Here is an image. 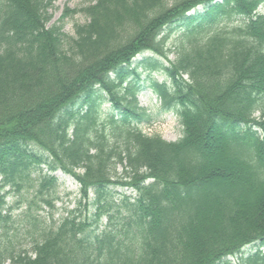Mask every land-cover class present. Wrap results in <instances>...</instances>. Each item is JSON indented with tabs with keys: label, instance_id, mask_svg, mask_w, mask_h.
<instances>
[{
	"label": "trees",
	"instance_id": "16d2710c",
	"mask_svg": "<svg viewBox=\"0 0 264 264\" xmlns=\"http://www.w3.org/2000/svg\"><path fill=\"white\" fill-rule=\"evenodd\" d=\"M50 1L0 0V264H231L225 254L264 242V0H95L75 36L46 27ZM146 49L169 60L139 66L172 80L148 79L177 111L175 142L140 128L153 117L131 61ZM58 169L82 199L94 193L86 221L81 199L57 225L36 215L55 207ZM113 184L137 197H116ZM35 185L39 200L26 195ZM240 264H264V253Z\"/></svg>",
	"mask_w": 264,
	"mask_h": 264
},
{
	"label": "rangeland",
	"instance_id": "374dc122",
	"mask_svg": "<svg viewBox=\"0 0 264 264\" xmlns=\"http://www.w3.org/2000/svg\"><path fill=\"white\" fill-rule=\"evenodd\" d=\"M94 2L95 0H51L46 14V16L48 17L47 25H63V31L66 34L75 35V25L88 22V17L84 12L85 7ZM169 2H172V0H169ZM261 11H264V9H261ZM65 13H67L66 16H64ZM177 38L178 34H174L170 37V39L168 40L169 48L171 46L173 47ZM169 58H174V55L171 54ZM139 60H141L140 55H138V57L134 59L133 65L135 66ZM140 71H142V69H140ZM143 74V79L147 80L149 78V75L147 73ZM153 77H155V79L159 82H162L165 79V76L160 73L153 74ZM139 101L140 104L144 108H147L149 113L153 115L152 124L142 125L145 133H147L148 135L159 134L168 141H176L181 137L182 126L180 125L177 116L173 111H164L159 116L158 107L160 106V102L158 97L151 90L150 86L144 84V87L139 94ZM110 107L111 103L106 99L103 104V108L108 109ZM118 171L119 173L122 172L123 174V168H121V166L118 167ZM57 175L59 176V186L57 188V192H55V194L52 196L55 197V207L51 208L44 205L42 210L36 212V215L40 217L41 221L45 219L48 221V224L52 225H57L62 217L66 216L70 210H75V204L78 198L81 196L80 187L78 183L75 182L74 179H72V177L63 174L61 171H58ZM114 191L116 193H120L124 191V188L120 185H115ZM127 191L128 190H126L125 193H128ZM4 193L8 206L13 207V221H15L16 223L20 222L22 219L24 221L25 212L27 211L26 204L21 203L22 206L18 207L19 195H17L15 191H12L11 189L9 190V188H7ZM39 194L43 196L45 195L44 193L41 194L37 186L35 185L34 189L31 188L26 195H28L30 199L37 197V200H39ZM135 195L136 194H134V196ZM94 196V193H90L89 197L86 198V200H83V204L77 212L78 220L86 221L87 219L85 218L88 217L90 213H95L96 210L94 207L96 206ZM114 214L119 215L117 212ZM118 219V216H116L114 221L118 222ZM97 222L100 229L104 228L108 224V220L106 218H101ZM3 230L4 229H2L0 225V244H2L4 241V238L2 237ZM23 232L24 229H20V233L23 234ZM31 241V238L24 237L21 239L20 246L31 247ZM259 246V242H254L252 243V245L248 244L246 247H244L245 249H243L242 252L252 253ZM230 259L233 263H238L237 257Z\"/></svg>",
	"mask_w": 264,
	"mask_h": 264
}]
</instances>
